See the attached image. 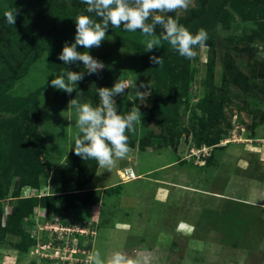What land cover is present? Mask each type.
Wrapping results in <instances>:
<instances>
[{
    "label": "rangeland",
    "instance_id": "obj_1",
    "mask_svg": "<svg viewBox=\"0 0 264 264\" xmlns=\"http://www.w3.org/2000/svg\"><path fill=\"white\" fill-rule=\"evenodd\" d=\"M248 1L227 0L216 19L211 0H187L186 9L173 11L182 26L187 20L196 23L204 19L198 26L205 27L213 38L206 47H194L196 56L191 60L177 52L174 56L160 53L170 46L161 40L160 47H154L158 55H153L162 57L163 63L146 68L142 49L149 37L122 27L109 28L111 32L107 29L100 46L87 50L105 65L101 75L94 76L129 82L125 94L115 99L119 114L123 115L128 102V110L138 107L142 116L135 132L126 133L128 155L117 159L110 169L92 160L90 180L81 191L69 192L61 173L79 135L71 100L90 102L93 96L90 98L88 81L92 75L79 61L66 65L59 60L62 65L57 70L46 65L48 61L57 63L56 53L65 45L63 35H70V44L74 42V19L85 15L82 8L86 5L80 0L42 1V13L48 19L54 16L55 27L62 34H57L59 42L51 52L44 46L36 56L30 53L23 58L18 76L9 78L0 89V98L5 94L35 97L33 106L19 101L17 112H0V227L11 213V202L20 204V198H27L33 204L20 221L27 236L7 233L0 238V264H51L48 255L54 248L70 261L77 259L78 264H92L89 256L94 251L105 260L120 252L126 264H264V93L233 84L235 67L248 75L250 64L264 56V0ZM16 3L8 0L0 9V22ZM19 19L15 18L18 24L6 25L7 33L23 28ZM46 21L43 17L40 23ZM161 31L157 25L153 38L159 39ZM247 37H252L255 47L252 55L221 46L224 41L241 45ZM77 51L86 50L78 46ZM64 70L84 73L70 94L50 85ZM147 71L155 80H145ZM224 71L228 83L222 80ZM141 84L147 87L141 88ZM137 90L147 92L143 103L136 97ZM219 106L226 133L215 144H198L201 137L190 129L196 130L198 121L207 119V110ZM246 109L256 111V120L263 113L262 122L252 129L245 127L250 123ZM154 112L158 113L155 118L142 121ZM161 114H165L167 134L176 140L174 148H158V141L149 137V131L159 132L156 119ZM202 151L208 152L209 162L198 161ZM19 166L28 174L21 186L7 193ZM124 168H131L135 178H123L120 171ZM73 201L81 205L70 208ZM46 209L50 210L47 219ZM51 220L60 224L69 221L74 229H85L82 235L74 236L72 229L54 237L50 227L56 226ZM72 237L79 241L74 244ZM62 257L56 264H64Z\"/></svg>",
    "mask_w": 264,
    "mask_h": 264
},
{
    "label": "clouds",
    "instance_id": "obj_2",
    "mask_svg": "<svg viewBox=\"0 0 264 264\" xmlns=\"http://www.w3.org/2000/svg\"><path fill=\"white\" fill-rule=\"evenodd\" d=\"M81 3L86 5V11L94 13L100 22L97 23L88 15H78L74 19L76 27L74 42L65 43L58 59L66 65L77 61L82 62L89 75L98 74L105 68L104 63L91 56L87 50L100 46L106 38V31L109 27H122L126 32L139 30L149 37L146 51L160 47L161 40L166 41L180 56L189 60L196 56L194 47H206L208 33L205 29H199L193 34L180 25L176 18L153 15L154 12L168 13L178 8L186 9L187 0H81ZM3 15L8 25H15L16 13L6 11ZM150 16L152 23L149 24L146 21ZM157 25L162 28L159 39L153 38ZM78 46H82L86 51H77ZM150 60L157 65L163 63V58L160 56L153 55ZM83 77L82 72L64 70L50 81V85L70 94L76 90L77 83ZM140 87L147 86L141 84ZM125 89H129V82L124 80H117L111 88H97L100 98V104L97 107H93L91 103L71 100V105L75 109L74 126L79 130L72 150L82 160H95L99 167L110 169L117 159H124L128 155L129 136L126 133L135 132L136 123L142 115L138 107L131 109L126 115L119 114L115 97L124 95ZM146 93L136 91V97L141 103L144 102ZM126 169L133 172L131 168H124L120 171L121 176ZM133 174L134 177L129 180L135 178V173ZM72 225L74 223L70 222L64 226ZM50 260L52 262L51 258ZM89 260L92 264H126V257L120 252L113 253L105 260L99 251H94L89 256Z\"/></svg>",
    "mask_w": 264,
    "mask_h": 264
},
{
    "label": "trees",
    "instance_id": "obj_3",
    "mask_svg": "<svg viewBox=\"0 0 264 264\" xmlns=\"http://www.w3.org/2000/svg\"><path fill=\"white\" fill-rule=\"evenodd\" d=\"M7 1L8 0H0L1 10H3L6 7ZM42 1L43 0H17L16 7L15 8L13 7V9L9 11L16 13V17L20 16L19 21H21V23L19 24L23 25V28L21 30L15 29L14 33L12 34H10L9 32L7 33L8 29L6 25L8 24L4 21V15H3V19H1L0 30L3 31V34L0 33L1 34L0 35V89L1 87H4V83H7L9 78L10 79L13 78L14 80L18 76L17 71L19 69L20 62L22 61L23 58H25L30 53H34V55L36 56L38 51L42 49L44 46L49 50V52H51L52 50H54L57 42H59L57 39L58 38L57 34L58 36H61L62 34L60 35V30L58 31V29H56L55 27L54 18H53L54 16L52 17V19L51 18L48 19L45 16V14L42 13V11H44L43 10L44 6H43ZM70 1H74V0H70ZM226 1L227 0H211L210 2L211 5L215 6L214 15H213L214 19L218 17V14L221 12L222 5ZM250 2H253V0L248 1V3ZM261 8L264 13V6L262 5ZM82 9L85 15H88L90 17L92 16L91 18H93L97 23L100 22V19L96 17L94 13H88L86 11V7L85 8L83 7ZM158 14L163 15L165 17L170 16V17L175 18L173 15V11L168 12V13H158ZM50 15H53V14H50ZM43 17L44 19L47 20L46 23L44 24L40 23L41 18ZM203 20L204 19L197 21L196 23L195 22L193 23L191 20H187L185 21L186 24H184V27L187 28L191 33L195 34L199 30V27H201L200 25L198 26V23H200ZM15 23L18 24L17 21ZM146 23H149V24L152 23L151 16L146 21ZM109 28L111 29V27ZM200 29L206 30L205 27L204 28L201 27ZM109 30L108 32H111L112 29L110 31ZM62 37H63L64 44L65 43L70 44V41H69L70 35L68 36L63 35ZM251 38L252 37H247L243 39L241 41L242 44L240 43L241 45L235 44L231 46L229 41L228 42L224 41V43H222L221 46L223 47L230 46L234 50H237L238 54L247 51L249 55L250 54L252 55L253 51L255 50V47H253L250 42ZM212 40H213L212 36H208L206 45H210L212 43ZM196 47H199V46H196ZM62 48L63 46L59 47V53L62 51ZM142 50H143L142 57L145 61V67L148 68L152 64L150 57L153 56V54H156L157 52L154 48L151 51H146L147 50L146 48H143ZM162 52H164L165 55L171 54V56L172 55L174 56V53L176 51L173 50L171 46H169V47H166L164 51H160V53ZM59 53H56L57 57H55L57 59V63L55 62L52 63L51 61L47 62L46 66L48 69L57 70L58 68L61 67L62 64L59 62V59H58ZM172 62L174 66L178 64L177 59L173 60ZM250 65H251V68H250L251 70L249 69L250 72L248 75L238 70L237 67H235L236 70H235V77L233 79V84L235 87H238V88L240 87L243 90H248V89L251 90L253 88L257 93L262 94L264 93V84L262 83L258 84V82L256 81L257 78L253 77L252 74L254 72L253 68H257L258 66H259L258 67L259 70L260 69L262 70L264 68V56L257 59V61H254ZM101 73L102 72L100 71L99 74L101 75ZM225 75H226V72L224 71L222 75V80H224L225 83L226 82L228 83L230 79L227 78ZM101 77L102 76L99 77V76H94L92 74L91 81H88V84L90 85V90H91V94L88 91V95L90 94V98L93 96V98L89 100L90 101L89 103L92 102L91 105L93 107H97L100 104V98L98 96L97 88H101V87L111 88L115 83L114 81H110L109 78H106V76H104L103 79H101ZM185 78L186 77L184 76V84L186 85L185 86V97H186L188 95V92L186 89L188 85H187V80ZM152 79L155 80V78L147 71L145 80L150 81ZM251 80H252V83H251ZM258 81L260 80L258 79ZM93 91L95 93H92ZM238 94L239 93L234 94V95L238 96ZM117 97H115V99ZM34 98L35 97H32L31 95H28L24 98H20V97L13 98L5 94L2 96V98H0V112L1 113L17 112L19 101L22 102L20 103L21 105L33 106L35 105ZM241 100L244 101V98L242 96H241ZM128 104L129 103L127 102L126 107L123 111V115H126L129 112ZM255 112L256 111L253 109H246V114L250 118V123H247L245 125L246 129H252L256 123L262 122L263 113L256 120V118L253 117ZM156 114L158 113L154 112L152 115L142 118V121L146 123V121L155 118ZM207 115L208 116L205 121L203 120L198 121L196 130H194L195 128H191L190 130H192L196 136L199 135V137H201L198 144L204 143L206 145H212V144L217 143L220 140V138L226 133L227 126L223 127L221 125L220 119L223 116V111L221 109V106H219V109H208ZM156 125L159 129V132L155 133L154 131L151 130L149 131V137L158 141V144H159V146H157L158 148H161L164 146H172L174 148L176 145V140H173L167 134V132H169V129L165 123V114H161L160 118L156 119ZM186 131L188 130L186 129ZM200 131H202V133ZM68 156H70V159L66 167L63 169V172L61 173V178L64 183L65 191L67 192L76 191V190L81 191L83 186L92 177V173H93L92 160H87V161L82 160L79 156H77L74 153L73 150H72V153ZM206 162H209V157L205 158V163ZM27 172L28 171H26V169L23 166H19L18 168L15 167V170L13 172L14 175L12 176L10 180V186H8L7 188V193L12 192L13 190L16 189V187L18 188L19 186H21L20 181L22 180V178L23 179L25 178V174H28ZM0 173H1V169H0ZM23 184H27V183H23ZM117 187H120V185H118ZM1 197H2V193L0 191V199ZM20 200H21L20 204H17L16 202H11L12 210H11V213L7 216L4 226L0 227V238L2 236H5L7 233H12V234L21 233L22 235L27 236L26 230L24 229L20 221L22 218H24L30 213L33 204L30 200H27V198H23V199L20 198ZM80 205H81L80 203H76L73 201V203L70 205V208L79 207ZM2 212L3 210H2L1 203H0V215ZM45 216H46L45 219H47L50 216L49 209H46ZM62 224L67 225L69 224V221H63Z\"/></svg>",
    "mask_w": 264,
    "mask_h": 264
},
{
    "label": "built area",
    "instance_id": "obj_4",
    "mask_svg": "<svg viewBox=\"0 0 264 264\" xmlns=\"http://www.w3.org/2000/svg\"><path fill=\"white\" fill-rule=\"evenodd\" d=\"M205 154H207L208 155V152L207 153H204L203 151H202V153L201 154H199V156L197 155V158H198V161L199 162H204V159L206 158V156L207 155H205ZM122 177H124L125 179H130V178H132V177H134V174H133V172L131 171V170H128V169H126V170H124V173H122ZM51 223H53L52 225L53 226H56V227H52L51 225V227H50V229L52 228L54 231H52V232H55V234H56V236L55 235H53L54 237H57V236H59L60 234H61V231H63V232H65V231H67V230H72V229H74L75 227H74V225H72V226H64L63 224H60L59 222H57V221H54V220H51ZM58 229H60V231H58ZM78 230V231H77ZM82 231H84V229H74V231H72V232H70L71 234H74V233H79V234H81L82 233ZM73 238H75L76 239V237H72V239ZM54 239V238H53ZM78 239V238H77ZM76 239V241L74 242V244L75 243H77V240ZM52 242V241H51ZM66 246H67V243H66ZM48 247H50V246H48ZM52 247H54V245L52 246ZM73 247V246H72ZM75 247V246H74ZM58 248V247H57ZM58 250L59 249H53L52 250V253L50 254V255H48L49 256V258H51L53 261L51 262V264H56V262L58 261L57 260V258L59 259V258H61L62 256L61 255H59L58 254ZM69 250H71V252H75V248H69ZM62 258H64L63 259V262H64V264L65 263H67V264H77L76 262H77V259H76V261L75 260H73V259H71V261H70V259L68 260L67 259V257H62ZM60 260V259H59ZM66 260V261H65Z\"/></svg>",
    "mask_w": 264,
    "mask_h": 264
},
{
    "label": "crops",
    "instance_id": "obj_5",
    "mask_svg": "<svg viewBox=\"0 0 264 264\" xmlns=\"http://www.w3.org/2000/svg\"><path fill=\"white\" fill-rule=\"evenodd\" d=\"M258 67L257 68H253L254 69V72H253L252 76L253 77H256L259 80H262L263 83H264V68L262 70L261 69L259 70Z\"/></svg>",
    "mask_w": 264,
    "mask_h": 264
},
{
    "label": "bare ground",
    "instance_id": "obj_6",
    "mask_svg": "<svg viewBox=\"0 0 264 264\" xmlns=\"http://www.w3.org/2000/svg\"><path fill=\"white\" fill-rule=\"evenodd\" d=\"M122 178V177H121ZM124 178V177H123Z\"/></svg>",
    "mask_w": 264,
    "mask_h": 264
}]
</instances>
